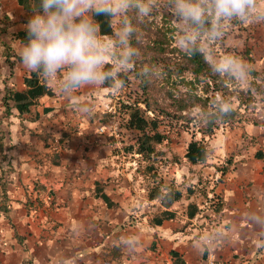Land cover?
Returning a JSON list of instances; mask_svg holds the SVG:
<instances>
[{"label": "crops", "instance_id": "crops-1", "mask_svg": "<svg viewBox=\"0 0 264 264\" xmlns=\"http://www.w3.org/2000/svg\"><path fill=\"white\" fill-rule=\"evenodd\" d=\"M16 4L19 9L7 10V15L18 31L25 29L20 18L28 12L17 0ZM1 62L2 58L0 93L7 80ZM17 65L19 70L9 74V86L24 91L23 79L30 72L21 62ZM48 86L53 95L36 98L28 114L20 115L10 101L6 115L0 100V132H5L0 133V172L18 176L26 184L37 179L48 184L32 186L30 198L25 197L33 202L27 211L35 207V218H27L28 234L37 236L36 242L46 254L33 264H264V156L259 160L241 151L232 154L230 170L217 187L222 209L216 213L210 205H199L200 212L190 218L186 207L195 200L187 198L186 189L180 187L183 197L168 208L160 199H149L150 188L137 180L136 162L127 161L122 152L120 164V156L112 151L113 142L101 135L100 131L107 130L117 118L110 88H84L69 100ZM182 161L188 165L184 153ZM106 172L110 178L103 191L117 203L111 208L95 197V183L101 182ZM184 174L190 179L199 176L175 172L176 185L181 184ZM53 182L63 185L53 189L49 186ZM21 188L23 200L25 189ZM5 202L6 206H17L12 200ZM164 210L172 211L175 217L158 225L155 219ZM0 236V264H22L17 253L4 257L3 245L10 231L0 229Z\"/></svg>", "mask_w": 264, "mask_h": 264}, {"label": "rangeland", "instance_id": "rangeland-1", "mask_svg": "<svg viewBox=\"0 0 264 264\" xmlns=\"http://www.w3.org/2000/svg\"><path fill=\"white\" fill-rule=\"evenodd\" d=\"M149 3L153 4L154 7L148 15L139 14L135 8L129 9L124 15V19L130 21L135 28L131 41L138 52L134 62L123 71L127 74L129 82L124 85L117 83L115 87H109L111 89L109 97L112 106H114L113 109L116 110L114 116L117 118L107 130L100 131V133L101 135L105 134L113 142L112 151L120 156V164L122 163V152L126 153L127 161L130 159L136 162L135 167L141 176L137 175V180L143 182L147 190L157 184L164 183L171 162V166H174L173 162L178 159L176 174L190 173V171L199 172L201 175L199 177L192 176L191 180L197 182L200 179L199 186H197L201 190L198 191L199 196H202V189L210 193L207 198L201 199L204 201V206H212L218 200L221 201L218 197L221 196V191L217 187L222 184L223 178H219L220 173L217 176L212 174L213 171H216L217 166L213 167L207 164L192 168L182 161V155L192 139L201 138L202 130L207 127L209 115L217 109V101L221 100L223 108L227 105L236 108L237 97L240 96L247 103V108L244 106L240 108L241 119L228 123L215 122L218 123V128L214 130L212 135L205 138V142L215 149L211 161L216 162L221 167H228L230 170L232 161L229 157L235 152L241 151L246 157L259 159L254 155L256 151L260 150L264 156V21L247 24L228 23L224 26L223 37L212 40L206 33H198L188 28L186 23L179 21L170 6V0H149ZM12 9H19L16 0H0V31L4 29L0 37V58H2L1 63L5 64V70L2 73L7 76V80L4 81L6 83H4L0 93L1 102L3 101L2 98L8 94L9 89L16 91L9 86V74L14 70L18 71L17 64L20 65L21 62L20 59L16 58L21 44L13 38V33L17 31L16 25L11 24L10 16L7 15V10ZM13 12L10 13L13 14ZM5 15L8 16V20H5ZM31 15L32 12L21 16V27L25 26ZM113 21L115 32H118L121 16H116ZM188 38L201 44L210 63H215L228 53L242 57L250 68L247 81L241 83L227 75H221L223 78L219 80L217 86L211 85L209 91L204 92L199 84L189 82L193 76L188 70L177 74L175 67L181 64L186 65V59L182 54L184 50H181L180 45ZM109 39V43L115 41L112 38ZM114 51L119 53L120 50L114 48ZM4 53L8 58L4 56ZM112 63L115 64L116 71H120L119 63L116 61ZM164 65H167L166 69L167 67L170 68L167 69L169 74L166 73ZM136 67L147 76L148 92L146 95L140 89L139 80L129 71ZM23 70L25 71V69ZM251 82L259 85V90H253ZM215 87L224 93V97L220 95V92L214 93ZM247 88H251V92H247ZM146 97H150L149 101L152 107L156 108L159 114L158 131L167 137V140L158 146V149L164 154L151 156V158L141 155L134 156L133 151L127 153L124 149L129 144L136 145L140 135V132L132 131L127 127L125 106L135 104L136 101H142ZM139 105L145 108L143 103H139ZM2 106H4L3 102ZM159 111L169 112L170 115L160 114ZM149 114L153 116V113ZM173 114L176 116L183 115L184 118H175ZM0 133L5 134L4 131ZM152 162L155 166L156 176L144 171V168ZM5 172H0V180L5 179L4 182L0 183L2 192L0 202L12 200L17 206H12V204L6 206V202L0 203V216L3 217V220H0V229L10 231V238L3 245L4 257L9 259L11 255L17 253L20 255L22 264H33L38 260L41 262L42 255L45 253L40 250L36 242L37 236L28 234L27 218H35V207L33 206L32 211L30 209L27 211L32 201L26 200V198H30L32 186L33 188L36 187L34 183L38 179L31 180L30 184H26L25 180H21L18 176L15 178L5 176ZM184 175L190 180L186 174ZM117 177L122 176L118 175ZM122 184L127 185L124 181ZM122 184L120 189L123 187ZM20 187L25 189L23 200H21L23 190L22 188L19 189ZM212 187L214 188L213 192ZM31 229L34 230L35 228L31 227ZM14 232L18 236H11ZM15 244L20 245V247L14 249L12 245Z\"/></svg>", "mask_w": 264, "mask_h": 264}, {"label": "clouds", "instance_id": "clouds-1", "mask_svg": "<svg viewBox=\"0 0 264 264\" xmlns=\"http://www.w3.org/2000/svg\"><path fill=\"white\" fill-rule=\"evenodd\" d=\"M170 6L179 21L198 33L203 30L212 40L223 37L228 23L264 21V0H170ZM153 7L149 0H39L24 26L27 37L19 48L21 63L69 100L84 88L105 83L115 86L117 81L122 85V73L138 52L131 41L135 28L124 15L131 8L148 15ZM118 15L119 31L113 33L115 41L109 43L97 18ZM189 43L186 39L181 50ZM114 48H119V53ZM199 51L208 62L203 49ZM113 61L119 63L120 71ZM208 63L215 73L241 83L250 75L247 62L232 53Z\"/></svg>", "mask_w": 264, "mask_h": 264}, {"label": "trees", "instance_id": "trees-1", "mask_svg": "<svg viewBox=\"0 0 264 264\" xmlns=\"http://www.w3.org/2000/svg\"><path fill=\"white\" fill-rule=\"evenodd\" d=\"M18 5L22 6V8L28 12L31 13L33 7H35L39 0H17ZM115 18V17H114ZM114 18L109 19L106 16L98 17V23L101 26V31L103 33H106V35L109 38H112L115 40V36L113 33L115 32L114 29ZM5 20H8V16L5 15ZM239 22H232V24H238ZM188 28L196 31L193 27L186 24ZM4 28V27H3ZM4 31V29H2ZM3 31H0V37ZM200 33H205L203 30L199 31ZM27 37V32L25 29L18 30L13 33L14 40L19 41L22 43L24 39ZM187 40H190L191 43H189L188 48L182 52L183 57L186 59V65H177L175 67V71L177 74L183 73L185 70H188L190 74L193 76V79L189 81L190 83H197L201 86L202 90L204 92H208L211 85L217 86L219 80H222L223 77H221L220 74L215 73L212 68L210 67V64L208 62H205L204 55L199 51V49H203L201 44L199 42L194 41L191 38H188ZM4 56L7 57V55L4 53ZM8 58V57H7ZM16 58L20 59V56L16 55ZM167 65H164L166 69ZM183 66V67H182ZM169 67H167L168 69ZM166 69V73L169 74L168 69ZM133 76L139 80V86L142 90L143 94H147L148 86H147V76L145 73L140 72L139 69L133 68L129 70ZM118 72V71H117ZM115 74V72L113 73ZM121 79L123 81V85L128 83V77L126 73H122ZM24 84L26 86V89L24 91H12L9 89L8 94H6L2 98V102L4 104V112L6 115L10 113L9 108V102L13 101L15 108L18 110L20 115L28 114L31 112V107L34 104V100L42 95L48 94L53 95L52 88L47 85V83L37 74V73H29V75L25 76ZM117 83L120 84L119 81ZM116 83V84H117ZM115 84V86H116ZM252 89L253 90H259V85L255 84L254 82H251ZM112 85V83H105L103 87H115ZM251 88H247V92H251ZM214 93H219L222 97H224V93L220 91L218 87H215ZM150 97L144 98L142 101H136L135 104H131L130 106H125V111L127 113V127L131 129L132 131H138L140 132L139 137L137 138L136 145L129 144L124 149H126V152H135L143 157L151 158V156L156 155H163L164 152L160 151L158 149V146H160L162 143H164L167 140V137L164 133H161L158 131L159 127V114L156 111V108H153L150 101ZM237 107L233 108L230 105H227L225 108L222 107L221 100L217 101V109L214 113H211L208 117L207 121V127L206 129L202 130V136L200 139H192L186 147V150L184 152V158L187 161L189 166L197 165H205L208 164L210 166H217L216 171L220 172V179L224 177L226 172L228 171V167H221L216 162H212L211 159L213 158L214 154V148L209 147L208 143L205 142V138L209 135H212L214 133V130L218 128V123H215L217 121L222 123H228L233 121H238L241 119V112L240 108L244 106V108H247L246 100L242 97H237ZM139 103H143L145 105V108H142ZM227 109V111H225ZM160 114L169 116L170 113L159 111ZM149 113H153V116H151ZM175 118H184L183 115L176 116L173 114ZM2 148V143L0 141V149ZM255 157L262 158V153L260 150L256 151ZM232 157V156H231ZM231 157H229L230 161H232ZM177 159V157H176ZM210 159V160H209ZM178 160V159H177ZM177 160H175L174 166L172 165V162L168 168V172L165 178L164 183H160L155 185L154 187H151L148 192V198L149 199H160L163 206L166 208L170 207L174 202L180 200L183 197V193L180 190L181 188L186 189L185 194L187 195V198H193L195 201H191L187 204L186 207V214L188 217L193 218L197 213L200 212L199 205L203 206L204 201L200 198L198 191H201L197 186H199V181H192L191 179H187L184 177L181 184L176 185L174 181L173 174H175L177 169ZM208 161V162H207ZM192 170V169H191ZM145 173L152 174L153 176H156L155 166L153 162L149 165H147L144 168ZM191 176L197 175L196 171H190ZM201 174L199 173V176ZM198 176V177H199ZM110 176L108 172H106L101 177V182L96 181L95 183V197L102 198L107 207H115L117 203L112 201L110 197L103 191V186L106 182H108ZM40 181H35V186H37ZM184 182V183H183ZM42 183V182H41ZM46 187L48 184L42 183ZM63 182H53L49 186H51L53 189H57L62 187ZM178 186V188L176 187ZM181 187V188H180ZM36 188V187H35ZM212 192L214 191V188H211ZM202 196L204 198L208 197V192L202 189ZM128 196V195H127ZM126 196V197H127ZM218 196V195H217ZM216 196V197H217ZM199 197V198H198ZM220 200H222L221 196H218ZM212 210L216 213L220 212L222 209V203L221 201H217L216 204L211 206ZM175 217V213L169 210H164L160 213V215L155 219V223L160 225L165 219H172Z\"/></svg>", "mask_w": 264, "mask_h": 264}]
</instances>
